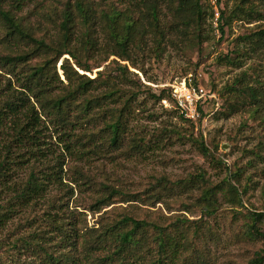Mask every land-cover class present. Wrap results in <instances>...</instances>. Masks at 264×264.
I'll use <instances>...</instances> for the list:
<instances>
[{
    "label": "rangeland",
    "instance_id": "rangeland-1",
    "mask_svg": "<svg viewBox=\"0 0 264 264\" xmlns=\"http://www.w3.org/2000/svg\"><path fill=\"white\" fill-rule=\"evenodd\" d=\"M69 1L75 0H23L20 9L15 0H2L1 5L5 10L13 8L17 18L23 19L36 38L48 41L56 38L63 6ZM86 1L104 10L112 3L125 9L136 0ZM216 1H201L204 11L209 13L213 7L215 12L213 19L204 21L201 39H197L195 27L189 32L182 27H170L175 19L167 4L161 5L165 25L162 54L155 52V37H146L144 49L132 55L138 67L111 56L101 67L88 73L80 71L69 55L62 57L58 72L65 84L60 94L68 88L60 68L67 58L76 70L92 79L105 69L117 75L115 61L127 66L132 82L124 83V88L137 91L138 97L130 110H64L67 123L56 122L54 114L48 117L37 110L41 119L36 127L41 130L38 139L31 137L33 129L28 133L31 136L18 133L19 124L27 120L4 108L12 94L21 89L18 77L0 66V108L3 109L0 111V205L14 201L18 204L12 218L0 226L2 264H48L49 253L63 257L67 263L68 257L72 258L69 254L75 257L77 253L71 251L67 241L62 242L67 238L62 236L74 234L73 227L84 229L85 224L99 227L101 216L114 209L133 211L136 216L150 220L161 217L164 224L176 217L187 218L194 222L192 230L201 225L205 238L198 246L203 255L197 259V251L188 264H202V258L212 264H249L258 253H264V240H251L245 235L251 223L246 215L253 212L264 215V126L244 108L250 92L234 87L236 77L246 68H234L223 60L234 48L236 38L250 33L260 23L234 21L222 34L218 29V14L225 3L233 6L235 0H221L219 6ZM4 35L5 32L0 33V55H16L33 47L2 42ZM256 63L251 61L249 65ZM189 76L217 97L207 107L205 120L194 126L179 112L151 97L165 89L163 86ZM82 100L83 97L79 102ZM122 101L111 107H120ZM121 113L127 130L122 142L111 145L112 135L107 127ZM194 139L204 141L213 158L205 156ZM235 172L240 173L239 180L234 177ZM32 173L41 181L46 180L48 191L43 198L20 205L16 194ZM199 173L210 186L221 188L216 196L219 211L210 218H203L198 201L200 190L169 200L167 204L153 206V200L124 203L117 199L115 202L119 203L99 213L90 210L100 196L97 190L101 184L126 193H140L143 197L162 177L178 182ZM231 185L241 193L245 189L241 194L242 207L228 202ZM258 226L264 232V217Z\"/></svg>",
    "mask_w": 264,
    "mask_h": 264
},
{
    "label": "trees",
    "instance_id": "trees-1",
    "mask_svg": "<svg viewBox=\"0 0 264 264\" xmlns=\"http://www.w3.org/2000/svg\"><path fill=\"white\" fill-rule=\"evenodd\" d=\"M1 1L0 33L5 32L1 41L19 46L33 45L27 52L0 55V66L18 77L21 89L12 94L4 108L15 114V117H25L27 122L19 124L18 133L31 136L28 133L33 129L35 131L31 137L34 139H38L41 131L36 128L41 121L37 110H42L48 117L54 114L56 122L64 123L68 120L64 110H130L131 103L138 97L137 91L124 88V83L132 82L127 75V66L115 61L117 75L114 76V73L105 69L92 79L76 70L67 58L63 60L60 68L68 88L60 94L65 84L58 72V63L62 57L69 55L80 71L88 73L101 67L111 56H118L138 67L132 55L135 51L144 49L142 44L146 37H155V52L162 54L165 25L163 27L161 17L164 14L161 5L167 4L175 19L170 22V27H182L187 32L195 27L197 39L202 38L204 21L213 19L215 15L213 7L209 13L203 10L202 0H136L129 2L130 6L125 9L112 3L109 4V9L104 10L93 7L86 0H75L74 3L69 1L64 4L57 36L47 41L36 38L23 19L17 18L13 8L5 10ZM15 1L17 9H20L23 0ZM216 5H221V0H217ZM234 21L260 23L250 33L236 38L234 48L223 60L234 68H246L236 77L234 87L238 91L250 92L251 96L246 97L244 108L246 107L254 120L264 126V0H235L233 6L225 3L217 20L219 31L224 34L225 28L231 27ZM251 61L258 63L249 65ZM98 90L101 92L93 95ZM169 92V88H165L158 95L151 94V97L161 102L163 99H170ZM82 97L83 100L79 102ZM121 101L120 107H111ZM171 109L177 111L174 107ZM1 117L0 114V121ZM124 117L121 113L115 121L108 124L107 129H110L112 135L111 145L122 142L127 130ZM194 141H197L205 156L213 158L204 141ZM234 175L239 180L240 173L235 172ZM40 179L35 173L29 176L21 192L16 194L20 205L25 206L44 197L48 186L46 180ZM194 190L201 191L198 201L204 213L203 218L217 214L219 207L216 196L221 188L210 186L202 173L178 182L162 177L145 194L147 196L143 197L140 193H126L108 184H101L97 190L100 196L90 206V210L99 213L102 209L119 203L115 202L117 199L124 203L153 200V206L157 203L167 204V201L183 197ZM228 192V202L242 207L241 194L246 192L245 189L241 193L238 187L231 185ZM15 205H18L16 201L6 206L0 205V226L12 218L16 212ZM246 216L251 223L245 235L251 240H264V232L258 226L263 220V213L253 212ZM100 219L97 228H90L85 224L84 229L73 227L71 230L74 234L62 236H67L62 242L67 241L72 247L71 251L77 253L76 258L69 254L72 258L68 257V264H82V261L87 264H188L197 251V259L200 260L203 255L202 248L198 246V242L205 238L203 228L198 225L192 230L191 224L194 222L187 218L176 217L172 222L164 224L160 222L163 220L161 217L150 220L136 216L133 211L114 209L103 214ZM48 255V264H67L61 256L51 253ZM202 264L212 263L203 261L202 258ZM249 264H264V253H258Z\"/></svg>",
    "mask_w": 264,
    "mask_h": 264
},
{
    "label": "built area",
    "instance_id": "built-area-1",
    "mask_svg": "<svg viewBox=\"0 0 264 264\" xmlns=\"http://www.w3.org/2000/svg\"><path fill=\"white\" fill-rule=\"evenodd\" d=\"M163 88H169L170 99H163L162 104L174 107L184 119L194 124L205 120L207 107L217 99L211 90L196 84L191 76L169 83Z\"/></svg>",
    "mask_w": 264,
    "mask_h": 264
}]
</instances>
